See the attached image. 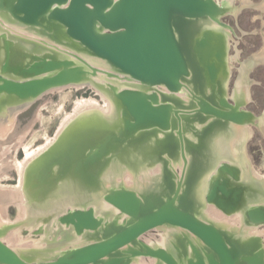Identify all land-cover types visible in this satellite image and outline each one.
I'll use <instances>...</instances> for the list:
<instances>
[{
	"label": "water",
	"instance_id": "obj_1",
	"mask_svg": "<svg viewBox=\"0 0 264 264\" xmlns=\"http://www.w3.org/2000/svg\"><path fill=\"white\" fill-rule=\"evenodd\" d=\"M222 13L214 0H0V18L4 22L34 29L62 48L102 60L113 71L144 85L141 90L119 93L110 88L113 111L108 117L99 112L84 113L70 122L56 142L29 166L23 179L24 189L34 206L51 201L59 181L85 188L87 194L97 192L111 163L140 162L135 152L150 165H161L159 190H108L104 201L117 212L112 218L100 219L90 207L68 212L61 219L78 234L83 230L88 237L105 234L103 240L42 262L19 255L0 241V264H127L124 255L155 257L165 264H238L239 256L230 250L221 232L193 215L196 200L192 199L191 189L198 179L195 168L202 163L193 141L181 132L183 124L196 121L202 124L206 139L212 127L230 122L241 125L255 119L240 109L242 105L235 103V97L225 98L222 87L219 96L214 93L215 84L228 75L225 69L218 77V65L226 67L229 50L223 33L206 31L201 38L192 40L187 28L200 19L218 21ZM215 41L220 42L221 48L214 45ZM21 43L11 34L0 33L1 112L21 103L30 104L52 87L86 78L85 69L74 60L59 59L56 52L43 56L24 52ZM74 57L85 62L80 56ZM257 65L251 62L248 66L251 70ZM161 85L168 92L160 96L145 89ZM207 85L212 88L210 95L203 90ZM183 87L191 95L187 102L175 95ZM186 152L192 157L190 163ZM170 156L184 161L180 174L171 168ZM235 172L231 166H220L211 178L206 201L217 200L218 194L227 197V182L229 178L237 179ZM185 184L187 188L182 191ZM241 193V188H235L234 203L224 206L217 201V207L225 213L236 211ZM245 215L253 223L264 222L261 208H252ZM163 225L183 228L195 236L200 244L188 243L191 258L177 261L172 250L153 249L143 243L142 250L119 252L128 244H135L142 234ZM258 240L251 241L259 246ZM180 241L186 240L183 237ZM106 257L110 259L104 260ZM263 261L262 251L241 258L245 264Z\"/></svg>",
	"mask_w": 264,
	"mask_h": 264
},
{
	"label": "bare ground",
	"instance_id": "obj_2",
	"mask_svg": "<svg viewBox=\"0 0 264 264\" xmlns=\"http://www.w3.org/2000/svg\"><path fill=\"white\" fill-rule=\"evenodd\" d=\"M214 1L223 9L222 16L218 18L219 22L217 20H211V19H208L206 21L200 19L197 23L189 24L187 26V28H188L191 36H192V40H196L197 38H201L203 36V34L206 33V31H212V32L223 33L226 37V42H228L229 41L228 37H230L231 34H230V29L226 25H224V23L221 20L223 17H226V16L237 17L238 14L245 8L258 9L260 11L264 10L263 2L254 3L251 0H214ZM6 25H8V26L11 25V27L17 28L21 31L34 33L35 36L40 37L38 39H40V41H42L44 44L48 43L49 45H52L53 47H55L57 49V51H59V52L56 51L59 59L74 60L76 62V64H79V66H81L82 68L85 69L86 78L83 81L78 82V83H70V84L64 85V86L52 87V88L48 89L45 93H47V92L51 93L53 91L61 90V89L67 88V87H71L74 89H81L85 86L90 85V86L94 87L96 89L97 94L101 98L105 99L104 101H106L104 110H105V112H107V114H104V112H103L104 110L102 111L99 103L95 99H93L92 97H90V98H84V97L77 98L73 103V108H72L71 112L69 114H67V116L64 118V120H62V122H60L55 136L53 138H51L50 140H48L46 143L40 145L38 147L37 151H33V152H27L26 151L23 160L17 162V167H16L18 174H19V181H18V187L19 188L17 191L19 192V195H21L20 196L21 198H22V196H23V198L25 197L23 199V200H25L27 194H26L25 189H24V180L23 179H24L25 174L27 172L28 166L33 164L35 162V160L40 156V154H43L45 152V150H47L51 145H53L56 142L58 137L64 131L66 126H68L70 124V122L77 119L78 117H80L84 113H90V112H99L101 115L108 117V115H110L113 111L112 102H111L112 96L110 95V92H111L110 88H114L115 92L119 93L120 91L127 90V89L141 90L144 87V85L141 84L140 82L132 79L127 74H123L119 71H113L112 68H110V67H109L110 69L107 68L108 66H107L106 62H104L102 60L84 57L85 55L75 53L74 51L66 49V48H62L61 44H59L53 40H50L46 37H42V36L36 34L34 29L31 30L28 27L18 26L12 22H7V21L4 22L0 18V26L2 28L0 33L4 32L6 34L7 32H10L8 26H6ZM194 31H195V33H194ZM17 36H18V34H17ZM36 44H38V47L40 49L43 48L42 46L44 44H42L41 42H36ZM214 45L217 48H221V46H222L220 44V42H217V41H215ZM226 46H227L226 48H228V43H226ZM20 47L23 49L24 52H27L28 48H32V46L27 42H23V44L21 43ZM47 53H44V54H47ZM53 53L54 52L49 53V54H53ZM228 53L226 54V67L223 66V68H222V65H218V77L219 76L221 77L222 70L226 69V71L228 73V75H226V76L224 75V78L218 84H215V86H214V93L218 96L221 92V87L224 90V93H223L224 96H227L226 86H227V83L229 82L230 76H231L230 75V68H231L230 64L233 61H237L238 57H239L238 51L232 57L228 56ZM43 55H41V56H43ZM74 55L80 56V58H82V59L84 58L85 62H83L81 60L79 61L76 57H74ZM249 59H250V61H252V63L257 62L259 65L264 64V35H263L262 47L260 48V50L258 52L252 54V56ZM90 61H96V62H94L95 64H90ZM96 63H97V65H96ZM23 64L25 65V63H22V65ZM99 64H102L104 66L106 65L107 66L106 68L109 71H106L105 69H103L101 67H98ZM19 65H21V64H19ZM246 65H247V62L245 61L241 64V67L239 68V76L235 82V91H234V93L236 92V93L240 94L239 96H237V94H236V99H237V102H240V104L242 106L249 103V97H248V88L249 87L244 83V74H246V70H245ZM99 66H101V65H99ZM15 67H17V66H15ZM91 68H93V70ZM55 73L56 72L51 73V74H55ZM102 74H105L106 76L114 79L115 81L112 80L113 83H107V89L100 91L99 88H102V87L100 85H98V83L100 82V80H102L100 78V77H102ZM185 82H186V84H188L187 86H190V88H191V85L189 84V82L187 83V81H184V84H185ZM145 89H147V92L149 94H152L154 92L158 93V96H160V93L163 94L165 92H168V89L163 85L146 87ZM203 90L207 95H210V93H212V91H211L212 88L209 85H207L205 87L203 86ZM45 93H43V94H45ZM111 94H112V92H111ZM175 95L177 98L184 100L185 102H187L188 100L191 99V95H190L189 91L186 89V87H183L178 93H175ZM39 97L33 99L32 101L34 102ZM227 97H230V95L228 94ZM160 103H162L161 100H160ZM25 106L26 105L21 103L20 105L14 106V107H16V109H20V108H23ZM227 125L229 126V127H227L228 129H226V126L223 127L220 125H217L216 127H212L211 131L212 130L213 131L208 136V138H206V139L203 137V130L201 128L202 124H199L196 121H194L190 125H188V124H183V126L181 125L182 126L181 132L184 136H187L188 139H191L193 141L192 145L196 147L197 155H198V157L202 163L200 168L199 167L195 168L196 177H198V179H196L195 185L192 184V189H191L192 199L194 200V202L196 200V202H195L196 208L193 209V215L196 216L197 218H199L200 220L204 221L205 223H208V224L215 226L227 238L232 236V239L230 238L231 241L229 240L228 243L231 246L233 245L235 249H237V250L246 249L248 246L251 245V247L248 248L249 250H251V252H244V253L243 252H235L240 258L238 264H245V263L241 262L242 256L253 254V253L257 252L258 250L263 252V258H264V244L262 243L258 246V244H255L254 242L251 241L254 238H258V237L264 238V228L263 229L261 228V226H263V225H261V226L259 225V224L264 223V222H258V223L254 222L253 223L250 221L253 224L247 223L244 220V218H242L241 215L235 216L233 214L235 217H238V218L234 219L233 218L234 216L232 217L234 219V221H232L233 220L232 219L230 223H232L233 225H229V226H231V227L233 226V227L230 228L228 226V222L225 219V217H223L221 215H217V212H215L214 210L212 211V210H208V209L206 210L205 209V203H204L203 199L205 198L206 203L213 204L218 210L222 211V209L217 207V205H218L217 201H222L224 206H229V205L231 206L234 203V201L232 200L233 192H234L235 188L239 187L242 189V193L239 197V201H238V204L236 206L237 207L236 211L238 209H242L243 206H245V207L248 206L246 212L252 208H261L263 213H264V175L258 173L257 170L253 167V165L249 162L247 155H246V149H245V145L250 140L252 133H253L252 126L255 125L258 128V130L264 135V121H263V116H262L259 119H254L252 121L242 123L241 125L234 124L232 122L228 123ZM191 126L196 127L194 129L195 131L190 129ZM220 127H222V128H220ZM185 128H186V131L184 130ZM227 132L229 133V135L227 134ZM226 137H228V138H226ZM225 139L227 141H230V144H231L229 151L226 153L228 155V157L220 158L221 154L219 156L218 152L219 153H220V151L222 153L224 152L223 149L225 146L224 145ZM217 140H218V142H217ZM134 155L138 160H140V162L138 164L136 163V161L127 160L125 165L117 163V167H116V170L118 169L122 172L125 171L126 175H124V178L122 181L125 183L124 185L127 186V188H131L132 185L136 186L137 185L135 183L136 180H140L141 184L142 183L143 184L144 183L149 184V183H151L152 180L154 183L156 180H160L159 179L160 174H161V165L160 164H158L157 162H154V165L156 166L155 169L150 166L152 169L150 171H146L147 169H149V165H150L148 163V161L142 159V157L140 158V156L137 154V152H135ZM224 156H226V155H224ZM224 156H222V157H224ZM170 157L171 158L170 159L168 158V159L170 160L171 168L173 170L179 168V169H181L180 172H182L184 161L181 159V157H180L181 163L179 162V159L172 161L173 158H172V156H170ZM186 157L188 159V162L190 163L192 161V157L189 154V152H186ZM221 159H226V160H228V162L230 164H234L233 166L236 168L237 179L234 178L231 182H229V183L227 182L228 185H230V187L232 188V189L228 188V190H229L228 194L229 195L227 197H222L218 194L217 200L215 199L214 201L208 202V201H206V195L208 194V192L210 190V186H211L210 184L213 180V179L211 180V178L216 176L215 173L217 172V166H218L217 162H220L218 160H221ZM193 166H195V165L193 164ZM108 169L110 170V168H108ZM133 170H135V171H133ZM56 172H57V167L55 169H53L54 175L56 174ZM112 172H113V170H112ZM211 175H214V176L211 177ZM110 176H111V174L108 177L110 178ZM139 176H142V178H139ZM105 177H106V175H105ZM105 177H103V178H105ZM107 180H109V179H107ZM110 180H112V179L110 178ZM110 180H109V183L111 184ZM132 180H135V182H133ZM176 180H178V178H176ZM55 185H56L55 186V188H56L55 192H57V193L54 192L55 197H52L53 200H51L49 202L48 208L50 207V205L53 206V208H55L56 213L54 215L57 217L56 221H58L59 228L63 229V230L65 228L67 229V233L65 234L64 237L68 236L69 239L71 240V243H74V244H77V243L81 244V242H87V241L90 242V243H86L85 245L77 246L75 248L71 247L65 251L58 253V255H56V257L59 256L60 254L64 253V252H70L72 250L93 244L98 240H103L105 237V234H102L99 236L95 235V238L86 236V233H87L86 230H83L80 234H78L74 230L73 226L62 222L61 219L68 212H72L76 209H84L85 210V209H88L90 207L94 209L96 215H98L97 216L98 218H100V219L102 218L103 220H105L106 218H112L113 216H115L117 214V212H114L115 210H113L109 204L107 205L106 201H104V200H105L106 194L108 193V190H111V189L116 190L118 186H112V188L111 187L110 188L103 187L102 189H100V190L104 191V194L102 193L103 196L101 198H98L97 197L98 195H96L97 198L94 199L93 197H89V195L87 193H85V197H84L85 200H84L83 197L82 198L79 197L80 199H78L76 197L77 195L74 192L75 186L73 184L71 185V183L59 181ZM124 185H123V187H124ZM119 186L121 188H118V189H126V188H122L121 185H119ZM185 186H186V184L184 186H182V191L186 190L187 187H185ZM141 188H142V186L140 185L137 189L136 188L135 189L136 190H142ZM135 189L134 190L133 189H126V190L135 191ZM156 190H159V189L156 188ZM56 194H57V196H56ZM63 196H64V198H63ZM79 201L88 202L89 203L88 205H90L91 203H93V204H91L88 207H85L86 204H83V203L77 204ZM90 201H92V202H90ZM24 202H26V201H24ZM68 205H69V208H67L66 210H63V212L61 214H58L59 213L58 211H60V209L61 210L65 209ZM25 207L23 204V208H25ZM23 208H22V211H23ZM206 208H209V207L206 206ZM57 209H59V210H57ZM204 209H205V211H204ZM30 210H31V208H30ZM40 212L41 211H38V213L41 215ZM234 212H228V213L223 212V213L228 215V214H231ZM22 213H24V212H22ZM35 213H36V211H35ZM52 220L54 221L53 216H52ZM234 225H236L237 227ZM5 226H8V225H5ZM11 226H10V228H11ZM227 226L229 227V229ZM225 227H227L228 230L232 229V230H230L231 234H230V231H227V229ZM122 228H123V225H122ZM156 228H157V230L163 231V234H160V239L157 240V242L153 243L152 242L153 240H152V241H150L152 243H150L149 241L144 242V241L140 240L142 238V236L144 235V234H142L137 239V242L135 244L134 243L128 244L127 246L121 248V250L119 252L120 253L125 252L127 250H131V248L142 250L141 243L148 245L149 247H151L153 249L163 248V249H170L172 251H173L172 245H176V247H179V249L182 251V254L180 255V257L178 255H176V253L173 251L174 254L176 255V258H177L176 260L177 261L178 260L186 261L187 259L192 257L191 256V249H190V246L188 243L193 242L194 244H197V245L200 244L198 241H196L197 239L195 238V236L193 234H191L190 232L186 231L183 228H180L177 226H171V225H163V226H158ZM2 229H0V241L2 243H4L5 240H3L2 236H4L5 234H8L6 232H9V231L7 230V227L2 228ZM183 237L185 238L186 241H183L184 243L183 242L181 243L180 239L182 240ZM262 242H263V240H262ZM5 245L19 255L23 254V253H28V251H31V250H26L25 252L19 253V251H16V249H14L13 247H10V245H8V244H5ZM245 253H247V254H245ZM42 258H44V257L42 256ZM151 258H153L155 261V263L152 262L151 264H165L164 262L160 261L159 259H157L155 257H151ZM108 259H110V257H106L104 260H108ZM35 260L37 262H42V261L52 260V258L47 257V259H45V260H38L35 257ZM124 260H126L128 262L127 264H150V263L145 262L146 261L145 255H139L136 257L132 256V255H126V256L124 255ZM129 261H131V262H129ZM263 264H264V261H263Z\"/></svg>",
	"mask_w": 264,
	"mask_h": 264
},
{
	"label": "rangeland",
	"instance_id": "obj_3",
	"mask_svg": "<svg viewBox=\"0 0 264 264\" xmlns=\"http://www.w3.org/2000/svg\"><path fill=\"white\" fill-rule=\"evenodd\" d=\"M251 1L254 3L263 2L264 4V0H251ZM223 21L227 23L234 31L233 34L234 39H232L233 38L232 36L228 37L229 38L228 48H230L231 46V49H229L228 51L229 52L228 56L232 57L235 55L237 51L239 52L238 61L231 62L230 64L231 68L229 67L231 74V81L229 84V88H230V93H232V90L235 88V82L239 76V68L241 67V64L247 61L252 56V54L258 52L263 45L264 10L260 11L258 9L245 8L236 18L226 16V18H224ZM8 28L10 32L7 33L11 34L12 37L19 38L23 42L28 41L34 44L32 45L29 43L32 46V48H28L27 52L36 53L39 56H41L47 52H48L47 54H49L57 51V49L52 45H49L48 43L44 44L42 41H40V39H38L40 37L35 36L34 33L21 31L17 28L11 27V25L8 26ZM234 41L238 42L237 45L234 43ZM36 42H41L42 44H44L42 46L43 48L40 49L38 47V44H36ZM231 42H233V44H235L236 46L230 45ZM94 62L96 61H90V64H95ZM99 65L98 67H101L106 71H109L106 65L105 66L102 64ZM100 78L102 79L98 83V85L102 87L99 88L100 91L107 89V83H113L112 80L115 81L114 79L109 78L105 74H102V77ZM244 83L249 87L248 88L249 103L246 105L244 110L251 113L255 119H259L260 117L263 116V121H264V64L254 66L250 71L244 74ZM82 97L84 98L92 97L99 103L102 111L104 110L106 104V101H104L105 99L101 98L97 94L96 89L90 85L85 86L81 89H74L71 87H67L61 90L53 91L51 93L47 92L41 95L34 102L20 109H16V107H12L6 109L3 112L1 111L4 108L0 109L1 112L0 113V229L7 227V230L9 231L6 232L8 234H5L4 236H2V238L3 240H5L4 241L5 244L10 245V247H13L14 249H16V251H19V253L25 252L26 250H31L28 251V253H23V254L29 255L34 258L36 257L38 260H45L47 259V257L54 259L56 255H58V253L62 251H65L71 247L75 248L77 246L85 245L86 243H90V242L87 241V242H81V244L78 243L74 244L71 243V240L69 239L68 236L64 237L65 234L67 233V229L65 228L63 230L59 228L58 221H56L57 217L54 215L56 213L55 208H53V206L51 205L48 208V204H49L48 202L50 201L42 202V204L40 205L37 204V206H34L35 203H31L32 200L31 201L28 200L27 195L25 200H23L25 197L24 198L23 196L22 198L20 197L21 195H19V192L17 191L19 188L18 187L19 174L16 169L17 162L23 160L26 151L27 152L37 151L40 145L46 143L48 140L53 138L56 134L60 122H62V120H64V118L67 116V114L71 112L74 101L77 98H82ZM103 112L104 114H107L105 110ZM252 129H253V136L250 139V141H248L245 145L246 155L249 162L257 170V172L264 175V135L256 127H252ZM88 153L89 151H86V155H88ZM178 159L179 162L181 163L180 157ZM116 167L117 164L114 163H111V165H109L108 168H110V170L107 168L104 171L103 177H105V175L106 177L103 178L102 184L98 185L97 187L98 189H96L97 192H90V194H88L89 197H93L94 199L97 197L101 198L104 194V191L100 189H102L103 187L112 188V186H118L117 187L118 189L121 188L119 186L121 185L122 188L134 190L135 188L137 189L141 185L142 186L141 189L144 193H150V191L158 188L157 186L158 180H156L154 183L152 180L151 183L149 184L148 183L141 184L140 180H136V182L135 180H132L137 185L136 186L132 185L131 188H127V186L124 185L125 183L122 181L124 175H126L125 171L122 172L118 169L117 171ZM151 167L155 169L156 166L153 164L151 165ZM151 167L149 166V169H147L146 171H150L152 169ZM175 170L177 171L178 174L181 173L180 172L181 169L177 168ZM108 174L109 175L111 174L110 178L112 180H110ZM106 178L110 180L111 184L109 183V180H107ZM139 178H142V176H139ZM83 189H80L78 187L74 188V192L77 195L76 197L78 199L82 197L84 199L86 191ZM55 193H53L52 197H55L54 196ZM91 193L94 194L92 195ZM96 195L98 196L96 197ZM203 200L205 203V209L212 211L214 210L215 212H217V215H221L225 217V219L228 222V226L233 225L230 222L233 218L234 219L238 218L235 217L238 215H241L242 218H244V220L247 223H251L248 220V218H246L245 215L248 206L246 207L243 206L242 209H238L234 213L227 215L224 214L222 211L218 210L213 204L206 203L205 198ZM22 203L24 204V207L26 206L27 208L26 207L23 208ZM80 203L86 204L85 207H88L91 204H93L91 203L90 205H88L89 203L85 201H79L77 204ZM43 205L46 206L44 207ZM206 206L209 208H206ZM29 207L31 208V210ZM67 208H69V205L65 209L62 210L60 209V211H58L59 212L58 214H61L63 210H66ZM34 210L36 211L37 214L35 213ZM38 211H41L40 212L41 215L38 213ZM52 216L54 218V221L52 220ZM234 219L232 221H234ZM259 225L260 226L263 225L261 226V228L262 229L264 228V223H261ZM227 227L225 228L227 229ZM229 227L232 228L233 226L232 227L229 226ZM228 229L227 231L232 230V229L230 230ZM160 234H163V231L157 230L156 228L144 234L140 240L144 242H148V241L150 242L153 240L152 242L155 243L157 242V240L160 239ZM257 239H259L258 241H260V244L262 243L264 244V238L258 237ZM174 247H176V245H172L173 251L176 253V255L180 257L181 255L180 252L182 251L181 250L177 251ZM47 252L49 253L47 254ZM42 256L44 258H42ZM145 258H146L145 262L150 264L152 262L155 263L153 258L149 256H145Z\"/></svg>",
	"mask_w": 264,
	"mask_h": 264
},
{
	"label": "flooded vegetation",
	"instance_id": "obj_4",
	"mask_svg": "<svg viewBox=\"0 0 264 264\" xmlns=\"http://www.w3.org/2000/svg\"><path fill=\"white\" fill-rule=\"evenodd\" d=\"M241 13V12H240ZM239 13V14H240ZM238 14V15H239ZM229 17V16H228ZM230 17H232V16H230ZM224 18H226V17H223L221 20H222V22L224 23V25H227L228 27H229V29H230V34H231V36L233 37V39H234V36H233V34H234V31H233V29L227 24V23H225L223 20H224ZM233 18H236V17H233ZM224 35V34H223ZM224 37H225V35H224ZM226 38V37H225ZM234 43L237 45V43L238 42H235L234 41ZM235 44H233V42H231V45L233 46H236ZM229 49H231V46H230V48ZM229 51V50H228ZM238 59H239V57H238ZM238 61V60H237ZM237 61H235V62H237ZM234 62V63H235ZM247 65H246V67H245V70H246V73L248 72V71H250V67L248 66L252 61H250V59H248L247 61ZM233 63V64H234ZM233 64H232V67H233ZM231 75V74H230ZM230 81H231V76H230V80H229V82L227 83V86H226V94H227V96H228V94L230 95V97H227V96H225V98H227V99H233L234 100V98L233 97H235V103H237L238 105H241L240 104V102H237V99H236V94H237V96H239L240 94L239 93H234V91H235V88L232 90V93H230V88H229V84H230ZM234 93V94H233ZM248 93H249V89H248ZM234 95V96H233ZM233 96V97H232ZM239 101V100H238ZM230 102L232 103V101L230 100ZM233 104H234V101H233ZM245 105H247V104H245ZM240 106V109H242V110H244L245 109V107L246 106ZM246 111V110H245ZM220 126H223V127H225L226 126V129H228L227 127H229L228 125H220ZM252 127H256L255 125L254 126H252ZM220 128H222V127H220ZM257 128V127H256ZM258 129V128H257ZM253 130V129H252ZM227 134L229 135V133L227 132ZM231 135V134H230ZM252 136H253V133H252ZM252 136H251V138H252ZM225 137V136H224ZM226 138H228V137H226ZM250 138V139H251ZM220 140V139H219ZM250 141V140H249ZM217 142H218V140H217ZM225 145V146H224ZM224 149H223V153L220 151V153L218 152V155L220 156V154H221V157L220 158H226V157H228V155L226 154L228 151H229V148H230V141H227L226 139H225V141H224ZM222 150V149H221ZM224 155H226V156H224ZM222 156H224V157H222ZM218 161H220V162H217L218 163V166H217V171H218V168H220V166H222L223 164L224 165H228V166H231L232 167V169H236L233 165L234 164H230L229 162H228V160H226V159H221V160H218ZM233 162V161H232ZM154 164V163H153ZM152 164V165H153ZM149 166H151V165H149ZM217 173V172H216ZM216 173H215V175H216ZM237 173L235 172V175H236ZM212 176H214V175H212ZM230 179V182L234 179V178H229ZM228 183H229V181H228ZM228 188L229 189H232L231 187H230V185H228ZM221 232V231H220ZM221 234L223 235V233L221 232ZM230 234H231V231H230ZM223 237H224V240H225V242H226V244L228 245V247L230 248V250L232 251V252H251V250H249L248 248L249 247H251V245L250 246H248L246 249H241V250H237V249H235L234 248V246L232 245H230L229 243H228V241L230 240V238L232 239V236H230V237H226V236H224L223 235ZM231 241V240H230ZM259 251V250H258ZM257 251V252H258ZM245 254H247V253H245Z\"/></svg>",
	"mask_w": 264,
	"mask_h": 264
}]
</instances>
